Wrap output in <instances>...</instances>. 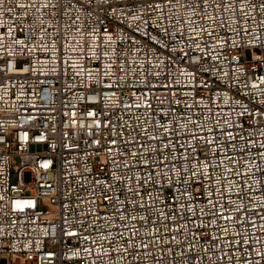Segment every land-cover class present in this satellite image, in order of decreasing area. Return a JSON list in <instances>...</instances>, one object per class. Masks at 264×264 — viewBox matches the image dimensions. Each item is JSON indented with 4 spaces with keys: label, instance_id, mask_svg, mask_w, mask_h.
Masks as SVG:
<instances>
[{
    "label": "built area",
    "instance_id": "obj_1",
    "mask_svg": "<svg viewBox=\"0 0 264 264\" xmlns=\"http://www.w3.org/2000/svg\"><path fill=\"white\" fill-rule=\"evenodd\" d=\"M0 264H264V0H0Z\"/></svg>",
    "mask_w": 264,
    "mask_h": 264
},
{
    "label": "rangeland",
    "instance_id": "obj_2",
    "mask_svg": "<svg viewBox=\"0 0 264 264\" xmlns=\"http://www.w3.org/2000/svg\"><path fill=\"white\" fill-rule=\"evenodd\" d=\"M23 180L26 184H28L31 181V177L29 173H24Z\"/></svg>",
    "mask_w": 264,
    "mask_h": 264
}]
</instances>
